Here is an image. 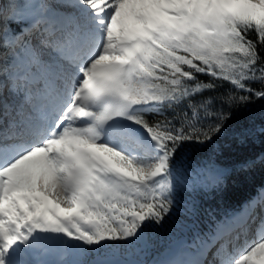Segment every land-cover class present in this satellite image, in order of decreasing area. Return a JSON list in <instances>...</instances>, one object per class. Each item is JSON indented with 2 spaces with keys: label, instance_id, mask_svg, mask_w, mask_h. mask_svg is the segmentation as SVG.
<instances>
[{
  "label": "snow or ice",
  "instance_id": "obj_1",
  "mask_svg": "<svg viewBox=\"0 0 264 264\" xmlns=\"http://www.w3.org/2000/svg\"><path fill=\"white\" fill-rule=\"evenodd\" d=\"M256 101L264 0H0V264H145L109 257L145 251L181 195L223 191L232 121L264 143ZM153 264H264V184Z\"/></svg>",
  "mask_w": 264,
  "mask_h": 264
},
{
  "label": "trees",
  "instance_id": "obj_2",
  "mask_svg": "<svg viewBox=\"0 0 264 264\" xmlns=\"http://www.w3.org/2000/svg\"><path fill=\"white\" fill-rule=\"evenodd\" d=\"M203 79H207L202 77ZM227 87V85H225ZM264 105V102L256 101L253 106V112L259 114V111ZM246 114L241 115L232 121L231 128L229 129L230 136L226 140L220 141L221 144H231L230 148H225L221 153L215 157L220 166L233 169L232 175L226 182L223 191L215 194H199L195 193L196 199L194 203L197 209V216L191 220L189 229H191L193 222L200 227H204L209 223L210 216L218 214L224 209L237 207L242 201L253 195L256 188L264 184V168L257 167L254 171L244 174L235 171L236 167L244 160L257 156L264 152V143L259 140L252 144L240 146L233 142L231 139V132L245 121ZM259 122V121H258ZM187 163L192 166L203 165L208 162L211 155L210 148H201L195 146L188 148L185 152ZM168 226L153 230L149 234V239L152 241L150 249L153 254H160L161 250L158 249V237L164 236Z\"/></svg>",
  "mask_w": 264,
  "mask_h": 264
},
{
  "label": "rangeland",
  "instance_id": "obj_3",
  "mask_svg": "<svg viewBox=\"0 0 264 264\" xmlns=\"http://www.w3.org/2000/svg\"><path fill=\"white\" fill-rule=\"evenodd\" d=\"M186 201H188V199H185ZM188 204H190V201H188ZM173 234V233H172ZM179 233L177 232L176 234H173L174 239L171 238V236H161L158 237V249L161 250V254H159L158 256L153 255V253L151 252L150 249V244H151V240L149 239V246L148 248L143 251V252H136V253H124V252H120L118 254H116L115 256L109 257V259H113L115 257H122L123 259H129V258H137L140 259L141 261L145 262V264H153V261L158 260L160 258L163 257V255L167 252L168 248L170 247V245L173 243L174 240H176V237H179ZM47 256V261L50 262V264H54L55 259L60 258L59 260H61L62 258H64L65 260H70L73 259V257H67V256H63L59 253H49L46 254ZM94 257L92 256H84V257H80L79 259L83 260L85 262V264H88V262L93 259ZM64 261V260H62Z\"/></svg>",
  "mask_w": 264,
  "mask_h": 264
},
{
  "label": "water",
  "instance_id": "obj_4",
  "mask_svg": "<svg viewBox=\"0 0 264 264\" xmlns=\"http://www.w3.org/2000/svg\"><path fill=\"white\" fill-rule=\"evenodd\" d=\"M114 260H115V261H140V260H138V259H136V258H130V259H128V260H124V259H122L121 257H117V258H115Z\"/></svg>",
  "mask_w": 264,
  "mask_h": 264
},
{
  "label": "bare ground",
  "instance_id": "obj_5",
  "mask_svg": "<svg viewBox=\"0 0 264 264\" xmlns=\"http://www.w3.org/2000/svg\"><path fill=\"white\" fill-rule=\"evenodd\" d=\"M62 260H65V259H64V258H62V259H61V262H62ZM59 264H60V263H59Z\"/></svg>",
  "mask_w": 264,
  "mask_h": 264
}]
</instances>
